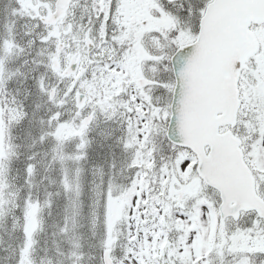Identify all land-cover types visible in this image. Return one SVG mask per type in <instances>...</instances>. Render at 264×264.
<instances>
[{"label":"snow or ice","instance_id":"1","mask_svg":"<svg viewBox=\"0 0 264 264\" xmlns=\"http://www.w3.org/2000/svg\"><path fill=\"white\" fill-rule=\"evenodd\" d=\"M0 264H264V0H0Z\"/></svg>","mask_w":264,"mask_h":264}]
</instances>
